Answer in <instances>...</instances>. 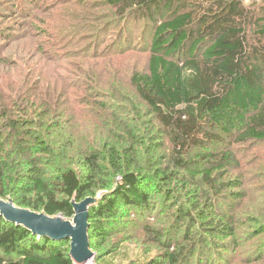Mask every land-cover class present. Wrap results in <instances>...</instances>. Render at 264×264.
Returning <instances> with one entry per match:
<instances>
[{"label": "trees", "instance_id": "16d2710c", "mask_svg": "<svg viewBox=\"0 0 264 264\" xmlns=\"http://www.w3.org/2000/svg\"><path fill=\"white\" fill-rule=\"evenodd\" d=\"M41 1L0 3V20H22L0 23V199L71 220L75 203L101 192L89 213L90 248L126 219L166 248L129 264L228 263L226 253L243 247L248 199L241 179L227 176L230 143L264 141V0L257 11L243 0H96L125 30L130 22L151 34L147 66L124 69L129 45L113 46L112 57L94 51V61L83 46L72 72L58 64L60 36L45 32L49 52L36 33L20 32L40 29L34 15L49 10ZM84 105L100 113L83 135ZM152 217L162 222L153 228ZM256 227L252 240L264 234V224ZM69 246L0 215V264H75Z\"/></svg>", "mask_w": 264, "mask_h": 264}, {"label": "rangeland", "instance_id": "374dc122", "mask_svg": "<svg viewBox=\"0 0 264 264\" xmlns=\"http://www.w3.org/2000/svg\"><path fill=\"white\" fill-rule=\"evenodd\" d=\"M11 1L12 0H0V3L6 2L11 4ZM45 1L46 6H49V10L47 12H42L43 10L38 11L34 15L36 18L35 22L40 29L35 30L34 28L32 29L27 26L26 29L20 28V32L26 30L28 33H36V36H39L37 37L39 45L42 46L43 50H48L49 52H51V48L48 43L51 36L45 34V32L51 30V34L55 33L60 36L57 40H61L62 42L66 41L64 43L65 51L61 53L63 56V62H58L63 68L69 69V66H71V72L74 71L73 66L75 64H80L82 61L81 58L86 55L83 51H78L79 48H82L83 46H92V51L89 55H86L89 56L86 60L94 61L91 59L94 51H104L105 48H108L110 53L108 57L117 56L119 53H116L115 55L114 53L112 54V47L115 46V48H117L122 45H129V47L131 46L135 49L130 55H128L132 57L127 58L128 56H122L123 61H121V63H123L124 69L129 63L136 64V66L141 69H144L147 66L148 52H142V48H146L145 45L148 40L151 39V34H148L143 38L142 33L144 29L139 25L129 22L125 30L123 22L114 16L112 10L105 7L98 9L93 7L96 0H42L40 4H44ZM243 1L248 9L255 11L262 6L260 0ZM256 1L258 2L257 5H255ZM52 4H54L56 8L52 9ZM4 21L0 20V23L3 22V25L1 26L6 27L10 24L12 19ZM21 21V19H15L13 20V24L10 25L18 27ZM126 32L127 38L124 37ZM82 35H88L86 41H83L79 46L74 47V41H78V37ZM239 38L240 35L238 34L230 36V39L236 42ZM143 40H146V42H143ZM73 53H76V55L73 56ZM102 58L104 59V57ZM95 61L97 62L98 60ZM63 71L64 69H57L56 74L59 76ZM71 78L74 79V77H69V79ZM77 95L81 97L85 94L77 93ZM83 107V112H88L90 116L89 119L81 125L84 135L88 134L91 129L96 128L97 121L92 117V113H100V110H97L99 109L97 106V109L91 105L88 108L86 105ZM92 140L93 137H90V141ZM166 144V150H168L169 142ZM230 144H232L230 150L233 153V161L235 162V165L233 166L234 170L229 168L230 173L227 176L239 177V179H241L244 183L243 188L247 192L248 199L245 200L241 206V212L244 213L241 220L244 222L243 229L245 231V235L243 236V247L236 253H226L228 263L224 262V264H264V234L253 237V240L250 239V236H254L253 234L255 230L258 228L256 226L264 224V141H249L246 143L232 142ZM225 171L226 169H224V172ZM102 198L103 193L98 192L95 197H89L87 199H92L94 203L91 205L94 206L97 205ZM125 210H127L126 212L130 215L134 213V211H130L129 209ZM249 216L257 220L258 223H249ZM133 217L129 216V219ZM55 218H62L66 221L74 220V218L67 220L61 216ZM112 222L113 224L109 226L111 228L109 231H111L112 234L106 242L102 243L101 241H97V239L93 240L91 251L94 256L87 264H129L131 260L138 259L142 261L146 257H152L158 252H166V248H163L162 244L159 245L152 243L151 237L141 230L142 227L128 225L126 224V219H115V221ZM149 222V224H152L151 227L154 228V226H158L162 221H158L156 218L152 217L149 219ZM166 230L167 229H165L164 232H166ZM69 247L71 251V246ZM218 254L219 253H214L212 258H217ZM261 255L263 257H260ZM191 264H196L195 257L192 259Z\"/></svg>", "mask_w": 264, "mask_h": 264}, {"label": "water", "instance_id": "95a60500", "mask_svg": "<svg viewBox=\"0 0 264 264\" xmlns=\"http://www.w3.org/2000/svg\"><path fill=\"white\" fill-rule=\"evenodd\" d=\"M94 202L85 199L74 204L73 221L52 218L30 210L16 207L12 201L0 199V215L12 224L23 226L39 237H49L55 241L70 242V255L75 264H87L94 256L90 248L89 213Z\"/></svg>", "mask_w": 264, "mask_h": 264}]
</instances>
